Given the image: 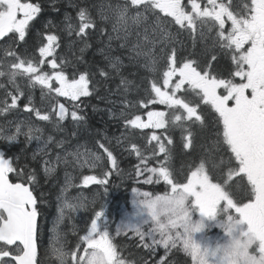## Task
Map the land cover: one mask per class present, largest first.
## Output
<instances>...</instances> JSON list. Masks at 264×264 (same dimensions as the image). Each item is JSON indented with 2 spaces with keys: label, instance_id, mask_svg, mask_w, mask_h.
I'll list each match as a JSON object with an SVG mask.
<instances>
[{
  "label": "snow or ice",
  "instance_id": "obj_1",
  "mask_svg": "<svg viewBox=\"0 0 264 264\" xmlns=\"http://www.w3.org/2000/svg\"><path fill=\"white\" fill-rule=\"evenodd\" d=\"M189 2L190 10L186 8L183 0H118L115 4H108L106 11L100 12L102 21L111 22V33L107 37L108 43L99 50L107 62L106 68L98 70L99 76L105 83L118 76L117 89L125 94L133 87V81L122 73L123 59L120 55L112 54L113 40L120 41V49H127L130 61L142 60L143 66L149 72H162V76L154 78L150 88L145 89L143 97L135 102H124V107L130 104L138 108L166 105L170 112L151 110L146 113V122L140 115H135L134 119L127 120V125L138 129H165L170 125L173 128L179 127L182 134L186 133L183 139L186 140L185 147L189 149L194 144L191 125L201 128L211 125L217 139L202 155L198 166L190 171L186 182L175 180L170 166L164 164L143 170L137 166L136 175L142 176L144 171L151 173L144 180L145 184H152L153 177H156L155 183L163 181L169 188L162 194L171 193L176 205H183L187 199L193 214L198 212L201 220L216 221L223 230L254 239L258 242L260 252L264 253V0H236V3L228 0L227 4L206 0V6L203 8L198 0ZM40 12L39 3L0 0V38L8 37L5 45L0 47L4 48L5 57L11 58L6 67L5 62L0 61V78H5L13 88L12 92L5 89L6 98L0 101V104H3V107H0V115L17 110L18 102L23 98L26 101L24 110L34 113L39 121L47 122L51 129L45 136V128L35 124L31 118L15 123L10 121L12 126L8 130L0 126V140L8 145L19 143L21 137L25 138L26 143L36 141L38 147L33 153V159H36L37 154L47 156V149L53 143L58 148H64L65 141L55 137V133L66 130L62 122L70 118L77 128L86 123L80 104L73 105V110L69 111L56 97H67L70 101L83 103L81 98L93 96L98 91L97 85L100 84V81L93 80L94 74L87 71L73 73L72 78H69L65 71L68 64L63 58L58 63L55 55L59 47L57 35L46 36V43L38 49V58L31 54L17 53V42L21 41L27 45L25 38L30 22ZM77 17L79 23L73 25L70 22L71 16H65L64 31L69 37L75 34L83 41V47L79 49L83 54L91 47L86 39L89 35L87 30L97 29L103 35L106 29L98 28L96 20L86 6L78 8ZM226 20L231 22L228 29H225ZM171 25L179 26L176 33L171 31ZM213 28L216 33L212 47L209 49L206 46L202 63L185 58L181 54V49L176 46L179 30L188 31L195 43L197 34L205 38ZM217 49L220 52L219 58ZM224 56H227L231 63L222 71L221 60ZM48 57L52 59L48 60ZM79 59L82 60L83 56ZM45 63L50 65L51 71L43 70ZM18 77L27 79V89L17 82ZM53 82L58 86L54 87ZM37 86L41 90L39 106L33 99V90ZM4 88L5 85L0 83V89ZM7 97H10L11 103ZM202 106H208L211 110L208 115H205ZM71 135L76 136L77 132L73 131ZM104 140L111 143L106 136ZM151 141L158 142L159 153H165L166 160L170 161V150L161 142L160 136L153 133L149 143ZM97 143L107 154L112 168H117V157L113 152L105 143ZM117 143H120L119 138ZM167 143L172 144V140L168 139ZM221 145L226 146V150L230 152L227 159L223 156L218 158L216 155ZM131 147L141 158V163H146V158L137 145L132 144ZM152 154L155 155V151ZM68 157H72L77 163L83 158V163L92 168L103 159L101 155L87 148L81 152L79 147L74 152H67L63 157L58 154L56 159H63L67 164ZM43 163L46 174L55 171L54 167H47L48 160ZM13 172H17L14 159L0 150V241L5 245L15 246L11 251L0 247V261L10 256L11 261L4 264H38L40 212L37 197L24 183L10 181L9 174ZM109 175L110 172H105L100 179L96 176H85L83 183L106 185ZM236 177H240V180L233 184ZM245 177L248 202H240L234 199L232 188L242 184ZM35 180L36 176L33 174L29 177V184ZM70 184L69 176L65 192ZM133 191L137 192L138 196L137 222L119 225L115 234L119 236L122 232L131 231L135 232L141 241L148 238L150 243H144L143 247L155 253L156 248L162 246L168 250L165 258L171 250L178 249L179 246L195 264L199 249L193 246L189 255L188 242L181 237L179 231L175 237L169 236L163 240L157 234L154 225L156 202L149 200V197L156 194L138 192L135 189ZM75 199V203H70L67 198L62 199L60 214L56 220L57 228L64 222L66 210L86 207L87 197ZM91 203L94 204L95 201ZM218 210L223 214L220 217ZM81 240L86 247L83 253L77 256L79 247L66 251L61 233L57 231L50 250L51 257L57 264H135L134 261H127L118 256L117 246L110 238L109 222L104 211L95 213L90 229ZM97 252L102 254V260L97 256ZM158 264H165V260H160ZM168 264H176V261H169Z\"/></svg>",
  "mask_w": 264,
  "mask_h": 264
},
{
  "label": "trees",
  "instance_id": "obj_2",
  "mask_svg": "<svg viewBox=\"0 0 264 264\" xmlns=\"http://www.w3.org/2000/svg\"><path fill=\"white\" fill-rule=\"evenodd\" d=\"M30 1H32V3H39L41 5V12L36 17V20L33 21L32 27H29V32L25 38L27 45L25 46V43L21 41L17 42V45L15 46L17 53L23 55L31 54L37 57L39 55V47L46 42V36L55 33L59 37V47L56 49L55 55L58 63H60L61 58H63L64 62L68 64L65 71L69 78H72L73 73H83L84 71H87L91 74H94V81H100V84L97 85L98 91L95 92L93 96L81 98L83 103H80L79 101H66L72 110L73 105L80 104V109L82 110L81 114L85 115L86 123L80 128H77L74 122H72L69 118L63 123V126L66 129L64 132H69V135L73 140L76 137L82 138L85 136L90 140L92 139V142L95 145H98L97 142L105 143L106 147H109V150L112 151L113 155L117 157L118 167L114 169L110 167L108 163L109 159L107 158L106 154V160L104 163L105 167L103 166L105 169L101 176L103 177L105 172H110L111 175L107 176L108 183L106 185H102L99 188V201L96 208L93 210L104 211L107 221L109 222V229L112 231L114 226L113 223L116 222L119 211L122 208L126 209L129 207L131 193L134 189L146 188V190L150 191L151 193L162 194L169 188V186H167L163 181L160 183H155L156 177H153L152 184H145L144 180H146L147 177L151 175V173L144 171L142 176H137V166L143 170L150 167H160L162 164L168 165L170 166V170L173 172L175 180L185 182L187 176L190 174V171L194 170V168L198 166L202 155L207 152L213 141L217 139L214 134V128L211 125L208 128H201L198 125H191L194 144L193 147L189 149L185 147L186 140L183 139V136L186 135V133L182 134V130L179 127L173 128L170 125L165 129H152L150 131H146L144 128L138 129L127 125L128 119H133L135 115H140L141 118H143L146 115L145 113L151 110L170 112L166 105H149L148 108H138L133 107L130 104L128 107H123L127 110L126 114L119 115L118 113L114 116L111 115L110 111L112 110L113 106L111 100L115 99L113 98L114 96H116V100L119 101L118 103H122L123 105L126 101L135 102L138 98L145 95V89L150 88L152 80L154 78L160 77L158 72L155 74L149 72L143 66L142 61H130L128 54L121 53L125 50L120 49L118 47L119 44L115 43V41H112V48L115 49V52L117 53L116 55H120L123 59L124 67L122 68V73L129 80L133 81V87L128 93L125 94L123 91L117 89V85L119 84L118 76L107 83H105L103 78L99 76L98 70L100 68H106L107 64L99 50L108 43L107 37L110 34L109 30H111V24L110 22L102 21L97 10L101 9L102 5L106 3L107 0ZM200 1L202 3L203 0ZM73 3L79 5L78 7H88L92 17L96 20L98 28L103 27L106 29L103 35H101L97 29L87 30L89 35L86 37V39L91 47L87 48L83 54L79 52V49L83 47V41L73 34L72 37L75 39V46H72L70 42H67V39L65 40L67 33L64 31V22V25H62L63 30L58 29L56 25L52 23V21L59 19L62 13L68 12L70 9L68 7H70ZM186 3V6H188V2ZM219 3L227 4L228 0H219ZM233 3H235L234 0ZM203 5L206 6L205 4ZM55 9H59V11H56ZM71 9H77V7ZM49 21H51V25H49ZM188 33V31L183 30L182 34H180L178 37V39L182 40L184 43L182 47L183 51L181 50L182 54L185 58L193 59L202 63L204 59L203 53L205 48L207 46L209 49H211L213 43L212 38L215 37V32L206 34L209 39L208 42H203V39L202 41H199L197 39L199 36H196L195 43L193 41V37L189 36L190 34ZM103 38H106V40ZM7 40L8 38L0 42V46L5 45ZM216 54L219 58L220 52L218 49L216 50ZM81 55L83 56L82 60L79 59ZM10 59L11 58L5 57L4 48L0 47V61L5 62V67L6 63L9 62ZM230 63V59L227 56H224L221 60V70H225ZM17 82L20 83L22 87L27 89L28 82L25 77H18ZM0 83L5 85L4 89H0V101H2L6 98L5 89L9 92H12L13 88L5 78H0ZM91 87L92 85H90V88ZM38 89H40L39 86L33 90V98L36 99L35 102L39 106L41 90ZM7 99L8 102L11 103L10 97H7ZM19 102L20 106H23L26 103L23 98H21ZM0 107H3V104H0ZM202 108L205 115H208V113L211 111L208 106H202ZM17 110H19V108ZM17 110H13L6 115H0V118L3 120L9 119ZM129 111L132 112L130 115ZM48 127L50 126L48 125ZM73 131L77 132L76 136L71 135ZM153 133L160 136L161 142H163L166 148L170 150V161L166 160L165 153H159L157 141H151L149 143L150 137ZM119 135L122 137L126 136L125 140L128 143V146H130L128 147L129 150L126 151L124 146H121V150L119 151L117 149L119 146L116 145V143L109 144L104 140V137L106 136L109 140L112 139L113 141H116L115 139ZM168 139L172 140V144L169 145L167 143ZM24 141L25 139L23 138V140H20L21 143L19 142L13 146H8V144L6 145L4 141H0V150L6 152L7 156H11L15 159L14 165L17 168V173H19V175H17L20 176L21 180H29V176L33 174L36 176L35 184L38 187L42 186L41 192L45 197L44 210L46 215L43 219V225L46 226V216L51 212V210H54L52 206L54 203L53 201H55L56 198V184L60 179L59 177L61 176V173L58 172L56 175H51L50 177L46 176L42 170V156H36V159H33V153L36 149H34L30 143H25ZM132 144L137 145V147L141 150L143 156L146 158V163H141V158L138 157L135 154V151L132 150ZM16 145L18 147H14ZM153 151H155V155L152 154ZM14 152L17 154L13 155L12 153ZM216 155L218 158L223 155H226L228 158L230 152L226 150V146L221 145L220 150L216 153ZM47 191L49 196H47ZM79 236L80 234L77 233L75 234L74 238H80ZM114 236V244L117 246V251L123 259L127 261H134L135 264H145V261H147V264H158L160 261V253L156 251L155 253H152L149 249L144 248L143 245L146 242L141 241L137 235L125 233L119 236ZM174 255L175 256H173V259L176 261V264H191V258L186 253H184L182 249H174ZM52 261L53 260L50 259L48 263L52 264ZM165 264L168 263L165 262Z\"/></svg>",
  "mask_w": 264,
  "mask_h": 264
},
{
  "label": "rangeland",
  "instance_id": "obj_3",
  "mask_svg": "<svg viewBox=\"0 0 264 264\" xmlns=\"http://www.w3.org/2000/svg\"><path fill=\"white\" fill-rule=\"evenodd\" d=\"M22 2L32 3V1H30V0H26V1H22ZM117 2H118V0H107V2L102 5L101 9L97 10L99 16H100L101 10H105L106 11V8H107L108 4H115ZM120 2H122V0H120ZM183 2L185 4V6L187 4L186 2H188V6H186V8L190 10L191 5H190L189 0H183ZM198 2L201 3L200 0H198ZM202 3L206 5V0H203ZM202 3H201V7L203 8L205 6ZM217 3H219V0H217ZM78 6L79 5H76V4L73 3L70 7H68V8L77 7V9H69V11L71 13V18H72L70 22L73 25H78V23H79V20H78V17H77V12H78V8H79ZM69 11L62 13V15L60 16L59 19H57L55 21H52V23L54 25H56V27L58 29H62L63 30V26L62 25L66 24V22L63 21V20H65V16H70ZM160 15L163 16L162 13ZM167 19H170V18H167ZM35 20H36V18L33 21H35ZM33 21L30 22V26L29 27H32ZM63 22H64V24H63ZM110 24H111V22H110ZM230 24H231V22L226 20L225 29H228L230 27ZM170 29H172L171 31L176 33L177 30L179 29V26L171 25ZM109 31L111 33V30H109ZM181 32H183V30H179V34L177 35V38L180 36ZM214 32L216 33V29L215 28H213V30H212V33H214ZM54 35H56V34L54 33ZM189 36H192V35H189ZM196 36H199V35L197 34ZM66 39H67V42H70L72 46H75V44H74L75 43V39L72 36L69 37L66 34L65 40ZM103 39L106 40V38H103ZM197 39L199 41H202V39H203V42H208L209 41L208 36H206L205 38H201L199 36ZM212 40H213V38H212ZM113 41H115V43L120 44V41H117V40H113ZM177 41H178L177 47H179L183 51V49H182V47H183L182 45H184L183 41L179 40V39H177ZM58 43H59V39H58ZM182 51H181V54H182ZM121 53L128 54L126 49H125L124 52H121ZM112 54L113 55L117 54L115 52L114 48H112ZM38 57H39V55L37 56V58ZM47 59L51 60L52 57H48ZM43 66H44L43 67L44 71H51L50 65L48 63H45V65H43ZM158 74H159V77L162 76V72H158ZM53 86L56 87L58 85L55 82H53ZM38 90H40V89H38ZM113 98H115V99L111 100V103L113 104L112 110L110 111L111 115L114 116V115H116L118 113H119V115H121L122 112L124 114H126L127 110H126V108H123L124 105L122 103H118L119 101L116 100V96H114ZM33 99H34V101L36 100L35 98H33ZM56 99L58 100L59 103L65 104V107H67L69 109V111H72V109H70L69 105L66 103V101L69 100V98H67V97H56ZM115 100L117 101V103H116ZM18 103H19V110H17L9 119L3 120V119L0 118V126H2L5 130H8L12 126V125L9 124L10 121L15 123V122H19V121H23V120H26L28 118H31L32 121L35 124L45 128V136H47L48 133L50 132V127H48V123L39 121V119L34 116V113L26 112L24 110V105L20 106V102H18ZM54 106L55 105H53V107ZM115 109H117V110H115ZM131 113L132 112L129 111V115ZM142 120L144 122H146L147 121V115H145L142 118ZM64 122H62V123H64ZM144 129L146 131H150L153 128H144ZM55 137H56L57 140H64L65 141V146H64L63 149L56 147L55 143H53V144L49 145V148L47 149V152H48L47 156H45L43 154H37V156H40V155L42 156V163L44 162V160H48L49 161V164L47 165V167H49V168L54 167L55 168L54 173L52 172V173H50L48 175H56L58 172L61 173V176L59 177L60 179H59V181H57V184H56V186H57L56 190L58 191V192L56 191V193H55L56 194V198H55V201H56V203H55L56 212L54 214H56V216H54L55 218H53L54 220H52V225H50L51 226V238H50L48 244L52 248L53 243H54L55 238H56V232L58 231V232L61 233V239H62V243H64V245H65V250L66 251H72V250H67L66 249V246L68 245V243H69L70 246L74 247L73 250H76L77 246H78L79 247V251L77 252V256H79V255H81L83 253V249L86 247V244L82 242L81 238L90 229V223H91V220L95 218V213L98 212V211H101V210H96V211H93V210L96 208V206L98 204V201H99L98 200L99 199V188L102 185H98V184L85 185L83 183V178L85 176H90V175L91 176H96L97 179L102 178L101 175L103 174V171L105 169L104 168L105 167L104 163H105V160H106V153L103 152V149L99 148V145H95L92 142V139L90 140L88 137H85V136H83L82 138L76 137L73 140L70 137L69 132H59V133H55ZM23 138L24 137H21L20 140L21 139L23 140ZM118 138L120 140V143H117V139ZM125 138H126V136L122 137V136L119 135V136L116 137V139L114 138L116 141H113L112 139H110V140H111V143H116V145L119 146L117 148L119 151L121 150V146H124L125 150L127 151V150H129L128 147H130V146H128V143L126 142ZM30 145L34 149H37V147H38V144H37L36 141H32L30 143ZM80 146H83V147H80ZM77 147H79V150L81 152H84L85 148H87L89 151H94L97 154L101 155L103 159L101 161L97 162V166L95 168H92L89 165L84 164L83 163V158L81 159V161L79 163H77L72 157H68V163L67 164H65L63 162V159L57 161L56 156L58 154L61 157H63V156H65L67 154V152L76 151ZM35 152H36V150L34 151V153ZM223 157L225 159L227 158L226 155H223ZM108 163H109L110 167H112L110 160H109ZM42 165H43V169H44L45 168V164L43 163ZM96 170H98V171H96ZM226 171L227 170L225 169V174H226ZM43 173L47 176L45 171H43ZM69 176L71 177V184L67 186V191L65 192L64 189L66 187L67 177H69ZM239 180H240V177H236L235 180L233 181V184H235V181H239ZM185 182H186V180H185ZM214 182H216L215 178H214ZM246 184H247V181H246V177H245L242 184H240L237 187H233L232 188V194H233L234 199H236V200H238L240 202H248V197L246 195V188H245ZM135 190H137L138 192H144V191L150 192V191L146 190V188L145 189H135ZM153 194L155 195L156 193H153ZM77 197H87L86 207L85 208H81V209H77V210H66L65 220L57 228L56 227V220H57V217L60 214L59 213V209H60V206H61L62 199L67 198L70 203H75L76 202L75 198H77ZM137 198H138L137 192L132 191L129 207L126 208V209H121L120 210V212L118 213L119 216H117L116 222L113 223L114 226L112 228V231L109 229L110 238L113 240V243H114V239H115L114 235H116L115 234L116 233V228L119 225L137 222V219H136V216H137L136 200H137ZM92 201H95V203L92 204L91 203ZM200 218L201 217H200V214L198 212L194 213V219H200ZM205 222L209 225V227L204 232L196 234L195 238L197 239V241H200L201 243L215 244V243L222 242L223 240H225L227 238L224 230L219 226V224L216 221H209V220L205 219ZM144 230L146 231L147 228L145 227ZM78 232L80 234V236H79L80 238L79 239L78 238H74L75 234H77ZM125 233H131L132 235H136L135 232H131V231L122 232L121 234H125ZM144 242L150 243V239L146 238ZM80 243H82V244H80ZM178 248H179V246H178ZM167 251L168 250H165L162 246H159V247L156 248V252L160 253V260L163 259V260H165V262L168 263L169 261L174 260L173 256H175V255H174V249H173V250H171V253L167 256V258H165V254H166ZM118 256L120 257L119 254H118ZM55 264H57V263H55ZM191 264H193L192 261H191Z\"/></svg>",
  "mask_w": 264,
  "mask_h": 264
},
{
  "label": "clouds",
  "instance_id": "obj_4",
  "mask_svg": "<svg viewBox=\"0 0 264 264\" xmlns=\"http://www.w3.org/2000/svg\"><path fill=\"white\" fill-rule=\"evenodd\" d=\"M165 196V198H160ZM156 202L154 225L161 240L175 237L177 231L188 242L187 252L191 255L193 246L199 249L195 264H264V253L260 252L258 242L235 232L224 230L226 239L209 244L197 241L196 234L204 232L209 225L205 220L194 219L191 206L186 199L183 205H176L172 194H156L149 197ZM223 215L218 210V217ZM163 225V228H161ZM102 260V254L97 252Z\"/></svg>",
  "mask_w": 264,
  "mask_h": 264
},
{
  "label": "flooded vegetation",
  "instance_id": "obj_5",
  "mask_svg": "<svg viewBox=\"0 0 264 264\" xmlns=\"http://www.w3.org/2000/svg\"><path fill=\"white\" fill-rule=\"evenodd\" d=\"M246 1L247 0H245V2ZM234 2L236 3V0H234ZM65 8H67V7H65ZM0 141H2V140H0ZM5 154H6V152H5ZM13 155H16V154L13 153ZM8 157H11V156H8ZM14 162H15V159H14ZM42 170H43V165H42ZM30 176H32V175H30ZM50 176L51 175H48V177H50ZM9 179L13 183L19 182V183H24L26 186H29L33 190V195L37 197V201H38L37 207H38V211L40 212V215L38 217V224H39V241H38V257H37L38 264H49L48 262L50 261V259L53 260L52 264L57 263L51 257V253H50L51 246H49V244H48L49 240L51 238V226L50 225H52V220H54L53 218H55L54 216H56L54 214L56 212V205H55L56 202L54 201L53 206H52V208H54V210L47 214L46 220H45L47 224H46V226H44L43 225V219L46 215V212L44 210V199H45V197L42 195V192H41L42 186H39V187L36 186V184H35L36 180L33 181L31 184H29V180H26V179H24V181L21 180L20 176L17 175V172L10 173ZM48 191H47V196H49ZM0 247H6L11 251L15 246L14 245H11V246L5 245L4 242L0 241ZM66 249L67 250H73V247L70 246L68 243V245L66 246ZM6 261H11V257L10 256L5 257L3 261H0V264H4V262H6ZM12 264H15V262H12Z\"/></svg>",
  "mask_w": 264,
  "mask_h": 264
},
{
  "label": "bare ground",
  "instance_id": "obj_6",
  "mask_svg": "<svg viewBox=\"0 0 264 264\" xmlns=\"http://www.w3.org/2000/svg\"><path fill=\"white\" fill-rule=\"evenodd\" d=\"M172 30V29H171ZM175 33V32H174ZM187 33V32H186ZM181 34H182V32H181ZM189 34V33H188ZM209 35H211V34H209ZM186 36H187V34H186ZM207 36V35H206ZM181 37H183V36H181ZM178 39V38H177ZM207 39V38H206ZM180 42V41H179ZM187 43V42H186ZM4 44V43H3ZM182 44V43H181ZM1 45V44H0ZM180 45V44H179ZM186 45V44H185ZM177 46V45H176ZM183 46V45H182ZM125 50V49H124ZM127 50V49H126ZM185 51V50H184ZM122 52H124V51H122ZM186 52V51H185ZM191 53V52H190ZM143 62V61H142ZM44 67V66H43ZM41 100V99H40ZM38 106V105H37ZM51 130V129H50ZM25 142V141H24ZM4 143V142H3ZM21 143V142H20ZM26 143V142H25ZM6 144V143H5ZM4 144V145H5ZM7 145V144H6ZM5 145V146H6ZM22 145V144H21ZM28 145V144H27ZM9 146V145H8ZM13 146V145H12ZM3 147V146H2ZM11 147V146H10ZM14 147H18L17 145L16 146H14ZM13 147V148H14ZM8 148V147H7ZM5 149V148H4ZM6 150V149H5ZM17 150V149H16ZM33 150V149H32ZM11 151H12V149H11ZM15 153V152H14ZM13 154V153H12ZM17 154V153H16ZM32 154V153H31ZM18 156V155H17ZM42 163V162H41ZM43 164V163H42ZM44 170V169H43ZM96 171H98V170H96ZM54 173V172H53ZM47 176H48V174H47ZM58 200V199H57ZM98 201V200H97ZM56 202V201H55ZM97 204V203H96ZM119 209V208H118ZM123 209V208H122ZM52 211V210H51ZM118 212V211H117ZM120 212V211H119ZM106 213H108V212H106ZM56 215V214H55ZM119 216V215H118ZM115 217V216H114ZM46 224V223H45ZM46 230V229H45ZM79 233V232H78ZM73 236V235H72ZM117 236V235H116ZM70 239V238H69ZM79 239V238H78ZM71 240V239H70ZM115 240V239H114ZM80 242V241H79ZM71 243V242H70ZM76 244V243H75ZM80 244H82V243H80ZM77 246V245H76ZM80 246V245H79ZM76 248V247H75ZM73 249H74V247H73ZM119 254V253H118ZM121 257V256H120ZM122 258V257H121Z\"/></svg>",
  "mask_w": 264,
  "mask_h": 264
},
{
  "label": "water",
  "instance_id": "obj_7",
  "mask_svg": "<svg viewBox=\"0 0 264 264\" xmlns=\"http://www.w3.org/2000/svg\"><path fill=\"white\" fill-rule=\"evenodd\" d=\"M9 35H10V34H9ZM5 38H6V37H4V38H0V42L3 41Z\"/></svg>",
  "mask_w": 264,
  "mask_h": 264
}]
</instances>
